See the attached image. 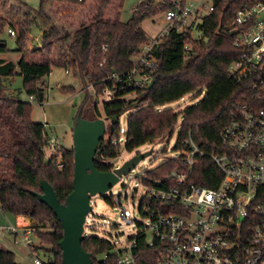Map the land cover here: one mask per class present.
<instances>
[{"label": "trees", "instance_id": "obj_1", "mask_svg": "<svg viewBox=\"0 0 264 264\" xmlns=\"http://www.w3.org/2000/svg\"><path fill=\"white\" fill-rule=\"evenodd\" d=\"M7 0H0V4ZM88 0H39L38 10L27 4L12 0V5L0 14V35L5 29L16 32V63L0 58V78L14 75L22 77L23 90L33 102L45 100L47 77L53 67L71 70L79 77L84 88L91 85L95 96L107 89L111 91L110 101L103 103L102 114L108 121L104 139L100 142L99 154L94 164L101 172H109L114 166L110 161L120 156L123 148L127 152L147 144L168 141L179 123V132L172 150L185 148L184 141L191 135L194 143L206 152L222 153L219 139L221 129L229 122L231 114L240 105L264 109V84L257 81L256 74L235 79L230 67L242 51L234 46L230 26L235 12L251 5L253 0H212L213 11L202 16L196 23L176 33L174 26L168 36L153 46L154 67L148 71L151 88H135L126 82V75L135 66L140 48L149 39L140 27L145 18L153 17L159 11L167 10L170 4H146L141 1L133 10L130 19L122 23L118 11L124 0H116L114 18L105 17L114 0H92L94 10L87 22L69 28L58 24L51 16L53 5L84 6ZM32 26L41 32V47L29 55L26 46L27 35ZM198 37L194 38L192 32ZM185 46L188 50L185 51ZM9 52L0 40V54ZM35 55V59L32 58ZM142 73V72H141ZM115 74L124 78L117 83L109 77ZM149 82V83H150ZM73 91V90H70ZM195 93L201 99L180 112L168 104ZM132 95L130 99L127 96ZM133 109L124 130L125 142L112 144L122 134L121 116ZM32 103L20 101L7 95L0 88V211L13 218L24 217L30 221L36 241L31 252L49 254L45 264H62L59 243L63 229L54 213L36 194H42V182L54 190L59 202L65 204L72 192L73 149L59 147L54 154L46 156L49 135L45 125L31 119ZM88 111L91 115L88 114ZM100 116L97 106L92 108L83 101L74 117L95 120ZM117 121L114 122V119ZM181 118V119H180ZM181 166L178 158H168L161 164L142 172V181L165 179ZM221 180V173L208 160L197 164L190 177L195 185L215 188ZM111 204V198H105ZM82 249L90 255L92 264H102L97 258L108 254L105 264H115L117 255L113 244L102 237L84 235ZM136 264H153V254L143 236L137 237ZM0 264H19L15 254L0 247Z\"/></svg>", "mask_w": 264, "mask_h": 264}, {"label": "built area", "instance_id": "obj_2", "mask_svg": "<svg viewBox=\"0 0 264 264\" xmlns=\"http://www.w3.org/2000/svg\"><path fill=\"white\" fill-rule=\"evenodd\" d=\"M143 2L170 6L164 14V26L140 48L135 66L126 75V82L135 88H144L150 82L148 71L155 64L152 49L157 41L168 36L173 26L176 33H181L214 9L212 0ZM247 4L251 5L235 12L230 23L234 46L242 51L230 73L235 79L256 74L263 85L264 0ZM7 32L16 37L13 29ZM188 48L185 46V51ZM109 79L117 83L124 80L115 74ZM103 94L112 96L107 89ZM219 139L223 152H206L188 134L185 148L174 156L181 166L167 178L144 185L142 174L137 176L143 188L139 215L149 223L121 249L116 250L113 245L115 264H136L139 236L145 238L154 257L153 264H264V109L238 106L221 129ZM120 140H113L112 144ZM48 143L54 145L52 139ZM202 160L213 163L221 173L217 187L206 188L190 182L193 170ZM111 205L119 208L123 221L120 227L132 224L131 213L121 205V195L111 197ZM2 231L12 236L14 244H23L29 250L33 264H45L37 253L30 251L35 244L32 228L9 224L0 226ZM109 257L103 254L97 261L105 264Z\"/></svg>", "mask_w": 264, "mask_h": 264}, {"label": "rangeland", "instance_id": "obj_3", "mask_svg": "<svg viewBox=\"0 0 264 264\" xmlns=\"http://www.w3.org/2000/svg\"><path fill=\"white\" fill-rule=\"evenodd\" d=\"M32 9L38 10L40 7L39 0H19ZM147 0H124L121 8L118 11L119 21L127 22L134 10V8L141 2ZM196 1V0H191ZM117 1L114 0L112 5L106 12L105 17L113 19L117 11ZM12 0H7L0 4V14H4L7 8L12 5ZM155 4V3H154ZM51 16L58 24H64L69 28L78 26L79 22H87L90 20L94 10V3L88 0L84 6H70V5H53ZM165 10L159 11L153 17L145 18L140 27L146 33L149 42L154 39L159 31L164 26ZM204 14V13H203ZM194 38L198 37L196 31L192 32ZM0 40L4 41L9 52L0 54L1 59L8 62L16 63L19 54L15 52L17 49L16 38L10 37L7 29L0 35ZM26 46L29 51L41 46V32L32 26L28 33ZM35 59V55H32ZM46 84L45 100L43 103L33 102L23 90L22 77L14 75L9 78H0V88L5 91L7 95H13L20 101L32 103L31 119L35 123H40L46 126L49 139L54 141L53 146H48L46 149V156L49 157L57 151V148H72V129L74 117L78 112L81 104L87 99V104L92 108L97 106L100 116L98 118L104 119L102 114L103 103L109 102L110 99L107 94L95 96L92 86L89 85L84 88V84L79 77L73 75L71 70H66L62 67H53L51 73L44 78ZM73 90V91H70ZM133 96H127L130 99ZM195 98V93H190L184 96L181 100L166 105L174 109L175 112H180L185 107L197 103L201 96ZM133 111L130 109L124 113L120 118V127L122 134L120 135V145L123 146V139H125L124 130L126 129L127 119L129 114ZM88 114L91 113L88 111ZM181 119V118H180ZM105 120V119H104ZM107 126L108 121L105 120ZM179 132V123L176 127L172 138L168 141L150 144L147 143L132 152H127L123 148L120 151L119 158L110 161L115 168L121 166L125 161L129 160L137 154H143L148 151L152 153L141 160L136 167L127 175L122 176L118 181L103 195H96L91 198L90 205L92 211L86 216L84 223V235H93L109 240L116 246V250L121 249L128 239L133 238L138 234L143 227L148 225V220L139 215V208L141 198L143 195V188L139 185V176L145 170L153 168L166 159L177 156L178 154L172 150L175 139ZM121 195V205L124 206L131 213L132 224L120 227L123 221L119 218V208L112 206L105 201V198L110 199L113 196ZM6 222L0 223L4 226ZM34 240V239H33ZM34 242H36L34 240ZM0 247L10 250L15 254L16 262L19 264H33L28 249L23 244H14L13 238L5 231L0 233ZM42 261L46 262L51 259L49 254L39 253Z\"/></svg>", "mask_w": 264, "mask_h": 264}, {"label": "water", "instance_id": "obj_4", "mask_svg": "<svg viewBox=\"0 0 264 264\" xmlns=\"http://www.w3.org/2000/svg\"><path fill=\"white\" fill-rule=\"evenodd\" d=\"M152 85L151 81L146 89ZM116 121L117 118L114 119ZM105 131L104 119H77L72 129V192L66 197L65 204H61L53 188L47 182H42L40 187L43 193L36 194L37 199L54 213L63 229V238L59 243L62 264H92L90 255L81 247L85 219L92 211L91 198L103 195L119 178L131 172L141 160L152 153L150 150L137 154L118 168L101 172L96 169L94 158L99 154L98 147L104 139Z\"/></svg>", "mask_w": 264, "mask_h": 264}, {"label": "crops", "instance_id": "obj_5", "mask_svg": "<svg viewBox=\"0 0 264 264\" xmlns=\"http://www.w3.org/2000/svg\"><path fill=\"white\" fill-rule=\"evenodd\" d=\"M28 36V35H27ZM41 47V46H40ZM19 58V57H18ZM5 60V59H3ZM6 61V60H5ZM8 62V61H7ZM6 222L5 225H13L16 224L20 227H24V226H29L30 225V221L27 218L24 217H17V218H13L9 215H5L0 211V223H4ZM29 251V250H28Z\"/></svg>", "mask_w": 264, "mask_h": 264}]
</instances>
